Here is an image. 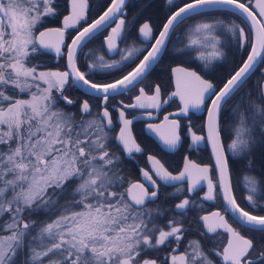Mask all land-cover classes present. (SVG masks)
Instances as JSON below:
<instances>
[{
	"label": "snow or ice",
	"instance_id": "1",
	"mask_svg": "<svg viewBox=\"0 0 264 264\" xmlns=\"http://www.w3.org/2000/svg\"><path fill=\"white\" fill-rule=\"evenodd\" d=\"M165 4L159 21L148 17L138 24L147 7L126 20L129 0H109L89 23V0H0V264H264V177L243 176L247 195L240 199L251 209L245 210L229 163L243 159L247 173L256 171L253 157L264 145V0ZM56 21L60 26H47ZM107 28L100 48L85 53ZM137 28L142 47L131 40ZM170 45L173 53L191 56L184 63L199 62V70L171 68L175 91L163 101L161 84L151 82V95L139 87L130 103H114L115 96L143 83ZM233 49L232 67L215 76ZM108 53L119 59H106ZM45 54L64 59V70L40 62ZM113 70L119 78L96 80ZM257 70L260 76L253 79ZM73 87L96 102L70 99L65 92ZM173 98L181 102L178 112L147 123V131L175 150L182 143L175 117H184L189 151L210 144L212 163L185 156L183 169L173 174L170 164L148 155L151 171L139 169L140 180H134L114 147L125 159L143 154L134 121L158 118ZM61 103L77 111H65ZM190 111L205 113L197 130L203 134L193 131ZM130 113L139 115L128 118ZM158 181L187 185L176 187L173 196L207 190L199 203L185 197L170 208L152 209ZM209 201H219L223 213L188 218ZM193 224L199 239L188 238Z\"/></svg>",
	"mask_w": 264,
	"mask_h": 264
},
{
	"label": "flooded vegetation",
	"instance_id": "2",
	"mask_svg": "<svg viewBox=\"0 0 264 264\" xmlns=\"http://www.w3.org/2000/svg\"><path fill=\"white\" fill-rule=\"evenodd\" d=\"M63 2V0H62ZM109 3V0H89V23L92 22L93 19H96L98 17V14H101V8L103 5ZM134 5V6H133ZM150 5V7H148ZM147 7V10L143 13V17L138 21V24H142L145 22V19L148 17H151L152 19H155L157 21L160 20L161 17H163L164 13L168 10V6L165 4V0H129V6L126 9L127 16L125 19H130L133 16H136L137 13L141 12L143 8ZM67 14V13H65ZM225 18H227L225 16ZM232 21L235 23H240V19H238L236 16L231 17ZM118 22V21H117ZM87 24H84L86 26ZM48 27H58L60 26L59 22H50ZM112 27H115V24L113 23L111 25ZM183 27V25L181 26ZM111 28L102 29L84 48V52L88 53L89 49H99L101 46V43L103 42L104 38L109 34ZM178 32L180 29L177 30ZM138 34V28L131 33V40L135 41V44L137 47L143 46V38H137ZM179 37L174 38V42L179 41ZM177 47H181L179 43L176 45ZM120 47H124L123 44L120 45ZM98 55L104 54L102 51L97 52ZM167 60H165V65L160 66L157 64L154 66L150 74L146 77V79L143 81L142 84L138 85L136 89H133L130 92H125L122 95H117L114 97L113 102L116 103L120 100H123L125 103H130L131 98L138 94L139 87H144L145 91L151 95V91L148 88L149 83L155 82L160 83L162 86L161 91V101L168 98V95H170L171 92L175 91V82L173 75L171 73V68H173L176 65L183 64L186 67H192V68H198V63H184L185 61L190 60V55H181L178 53H173L172 46H169V52L167 53ZM82 58V57H81ZM106 59H119V56L114 54L112 56H109L107 54ZM142 59V56H141ZM236 59L235 50L228 52V58L226 61L221 62L217 65V70L215 72V76H221L226 71L229 70V68L232 66L234 60ZM47 63L50 64V68H60L61 70H64V65L66 61L64 59L57 58L54 54H48ZM79 62V61H78ZM91 62V60H89ZM224 64H228L229 68L225 66ZM134 66V65H133ZM261 69H264V65H261ZM84 70L83 68L81 69ZM131 68L126 69L125 71H130ZM120 73L113 70L112 75L110 76H103V75H97L96 80H111L113 78H119ZM260 76V70H257L253 79ZM207 79H213V76L206 77ZM65 95L69 96L70 99H87L90 103L96 102V97L93 95H89L85 93L82 89L79 88H70L65 92ZM62 106H64L63 103H61ZM181 106V102L178 98H173L172 100H169V102L163 106V108L160 110V115L158 118L153 120H140V121H134L133 123V134L136 136L137 142L141 144L142 148L145 149V152L143 154H136L134 159H125L124 153L119 152L118 148L114 147V150L118 152V154L121 155L122 159H124L125 168L126 171H130L131 178L134 180H140V173L139 169H146L151 171L150 165L147 161L148 155H156L158 159L161 160L162 163H165V166L167 167L169 164L171 167L169 168L170 171H173V174H177L178 171L183 169V158L185 156H188L190 159L195 160L197 163L201 164H211L212 163V153L210 146H201L199 149L195 151H189L188 145L191 143L190 136L186 134V129H184L183 125L188 123V119L180 116H176V119H179L181 121V137H182V143L180 146L177 147L175 150H168L164 148L148 131H147V123H160L163 120V116L167 115L168 113H176L178 112L179 108ZM65 111L73 112L75 113L77 109L75 107L65 108ZM132 115H139V113H130L128 118H131ZM155 115V114H154ZM115 116V114H114ZM227 116V114H226ZM78 118H87V117H78ZM188 118H190L191 123L193 125V131H197L201 128L202 124L204 123V120L206 118L205 113L196 112V111H190L188 114ZM119 128L117 127L116 131L118 132ZM198 135L203 134L200 131H197ZM223 135V133H222ZM264 154V145H258L257 149L255 151L253 159L256 160V171L252 173H247L246 168V162L243 159H240L238 161H234L230 159V167L233 169V184H234V191L238 192V198L237 202L241 204V207H244L245 210H251L247 207L245 202H243L240 199V196L247 195V192L244 188V181L243 176L245 174L254 175L257 178L264 177V165L261 164L260 156ZM237 181H239V186L237 185ZM141 182H143L141 180ZM160 183V194L159 198L156 200V202L149 203L148 207L155 209V208H170L175 203H179L180 200L184 199L185 197L189 199H197V202L199 203V197H202L204 192L207 190L206 187L202 190H198L196 193H187L184 192L180 195L173 196L172 194L175 193L176 187H187V185H164L162 182L158 181ZM147 187V185H146ZM149 191H152L151 188H149ZM204 210L201 211L199 208L194 209L188 213V218L191 221H195L198 216L208 214L212 211L220 210L223 213V208L219 206V201L214 202H205ZM264 214V213H261ZM166 215H173V213H166ZM225 219L228 220L229 223H232L234 227H238L235 223H233L232 217L229 214H225ZM198 225L193 224V228L191 233L188 235L189 239H199V236L196 234V230ZM202 231V229H201ZM242 232H244V229H241ZM257 236H259V233H256ZM215 238V237H214ZM226 235H221L218 239L225 240L226 241ZM212 246V245H210ZM183 251V248L180 249ZM168 249H165L164 251L160 252L159 255L163 256L165 252H167ZM148 258H153L149 256Z\"/></svg>",
	"mask_w": 264,
	"mask_h": 264
},
{
	"label": "trees",
	"instance_id": "3",
	"mask_svg": "<svg viewBox=\"0 0 264 264\" xmlns=\"http://www.w3.org/2000/svg\"><path fill=\"white\" fill-rule=\"evenodd\" d=\"M166 56H167V54H165V55L161 58V60H160V62H159V65H160V66H162V65L164 66V65H165V60H167V57H166ZM47 59H48V54H45V55H42V56L39 57V61H40V62H43V63L47 64L48 66H50V64L47 63V61H48ZM224 65L227 66V67L229 68L228 64H224ZM232 65H233V64H232ZM231 67H232V66H231ZM231 67H230V68H231ZM230 68H229V69H230ZM60 107L65 109V106H62L61 104H60ZM260 160H261V161L264 160V154L260 156ZM33 219H43V217H42V216H41V217H33Z\"/></svg>",
	"mask_w": 264,
	"mask_h": 264
},
{
	"label": "water",
	"instance_id": "4",
	"mask_svg": "<svg viewBox=\"0 0 264 264\" xmlns=\"http://www.w3.org/2000/svg\"><path fill=\"white\" fill-rule=\"evenodd\" d=\"M101 14H102V13H101ZM97 18H98V17H97ZM97 18H96V19H97ZM86 26H87V25H86ZM86 26H85V27H86ZM110 31H111V30H110ZM109 33H110V32H109ZM108 55H109V56H112V55H114V54H113V53H108ZM176 66H177V65H176ZM176 66H174V67H176ZM174 67H173V68H174ZM185 67H186V66H185ZM53 69H56V68H53ZM173 78H174V76H173ZM174 82H175V78H174ZM149 133H150V132H149ZM150 134H151V135H152V136H153V137H154V138H155V139H156V140L162 145V143H161V141L159 140L158 136L153 135L152 133H150ZM162 146H163V145H162ZM209 146H210V144H209ZM163 147H164V146H163ZM210 149H211V146H210Z\"/></svg>",
	"mask_w": 264,
	"mask_h": 264
}]
</instances>
